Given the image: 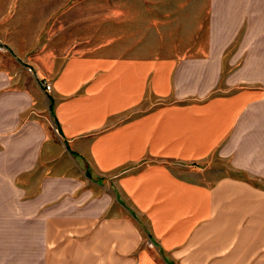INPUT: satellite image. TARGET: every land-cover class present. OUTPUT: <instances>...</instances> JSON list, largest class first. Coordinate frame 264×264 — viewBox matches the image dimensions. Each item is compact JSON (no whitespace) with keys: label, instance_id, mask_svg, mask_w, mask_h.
<instances>
[{"label":"crops","instance_id":"crops-1","mask_svg":"<svg viewBox=\"0 0 264 264\" xmlns=\"http://www.w3.org/2000/svg\"><path fill=\"white\" fill-rule=\"evenodd\" d=\"M123 1L183 57L30 58L1 36L0 264H204L224 238L218 261L264 262V0ZM215 154L247 179L169 167Z\"/></svg>","mask_w":264,"mask_h":264},{"label":"rangeland","instance_id":"rangeland-1","mask_svg":"<svg viewBox=\"0 0 264 264\" xmlns=\"http://www.w3.org/2000/svg\"><path fill=\"white\" fill-rule=\"evenodd\" d=\"M5 1L9 5L7 7L0 6V42L4 41L1 40V36L6 35L13 43L23 48L25 47L24 37L27 36L30 43V45L27 44L29 49L27 56L30 58H38L40 53H52L58 49L71 55L93 58L101 57L103 52L110 57L118 56L126 60L147 57L148 55L142 50L146 52L151 50L150 55L153 57H183V55L170 54L174 53L175 46L180 44L181 39L165 38V34L160 33L159 29H163L166 24H160L161 27L157 23L149 22L153 17L143 18L145 14H150L152 8L133 6L123 0ZM134 15L137 19L141 18L140 23H132ZM136 34L140 35V38H134ZM170 41L177 44L170 47ZM143 43L145 45L142 46L141 54H138V45ZM165 43H167L166 46ZM166 47L168 51L164 53ZM0 48V52L8 53L6 49H3L2 44H0ZM7 59L3 64L14 67L12 63L14 61H10L9 57ZM226 67H229L228 64ZM28 74L30 77L32 73L28 71ZM226 81L224 72H222L214 90L216 92L224 90ZM169 167L179 177L194 182H203L206 185H212L220 179L229 177L247 179L246 174L238 172L230 166L227 157H221L218 154L201 163H176ZM256 179L255 185L259 187L261 184L264 185V179ZM261 234V240L264 242V232ZM226 239L220 240V253L216 256L206 257L204 264H228L225 261H218L227 254L228 241ZM146 246L152 248L151 242H147ZM81 250V247L76 248L78 254ZM91 252L94 253V248H89V253ZM68 254L69 247H61L59 256L64 257V261L66 257L68 261L70 260ZM71 264H123V262L92 263L86 261ZM198 264L202 263L198 262ZM255 264H264V262Z\"/></svg>","mask_w":264,"mask_h":264},{"label":"built area","instance_id":"built-area-1","mask_svg":"<svg viewBox=\"0 0 264 264\" xmlns=\"http://www.w3.org/2000/svg\"><path fill=\"white\" fill-rule=\"evenodd\" d=\"M0 50H1V48H0ZM43 87H44V90L46 93H49L51 91V86L48 83H44Z\"/></svg>","mask_w":264,"mask_h":264}]
</instances>
